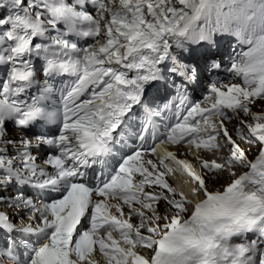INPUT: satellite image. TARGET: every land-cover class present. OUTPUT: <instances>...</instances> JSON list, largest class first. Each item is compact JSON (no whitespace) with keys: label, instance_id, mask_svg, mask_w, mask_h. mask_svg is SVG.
<instances>
[{"label":"snow or ice","instance_id":"6c2138e0","mask_svg":"<svg viewBox=\"0 0 264 264\" xmlns=\"http://www.w3.org/2000/svg\"><path fill=\"white\" fill-rule=\"evenodd\" d=\"M88 3L95 17L85 10ZM11 8L12 14L0 16V66H9L0 81V188L15 182L58 197L37 207L22 195L15 204L0 195V203L24 208L38 220L18 230L34 237L24 242L22 259L12 251L15 241L0 249V257L13 264H97L92 256L98 248L107 264H264V113L251 110L264 100V0H11ZM68 33L95 42L80 47ZM216 34L234 35L244 45L227 68L230 79L242 84L213 81L202 102L185 108L184 82L197 80L199 70L177 63L170 50L201 42L211 48ZM34 57L44 61L47 74L73 77L62 93L58 134L9 138L6 122L28 127L46 115L37 98H23L33 83ZM169 60L170 71L184 79L176 86L175 122L160 132L152 117L161 113L142 97L163 78L160 66ZM136 105L145 117L132 129ZM233 115L250 117L251 122L241 118L237 131L260 145L253 161L227 130L224 122ZM221 134L232 145L226 162L249 169L222 191L210 189L214 177L196 174L174 152L160 150L158 159L149 158L158 151L157 139L213 149ZM41 145L54 149L44 161L51 172L29 151ZM118 146L128 151L105 171ZM166 161L190 178L195 196L203 195L190 213L192 201L166 179L174 171ZM95 165L99 175L88 171ZM202 166L223 168L214 161ZM161 203L163 212L156 207ZM133 216L138 223L131 222ZM0 231H17L3 212Z\"/></svg>","mask_w":264,"mask_h":264},{"label":"bare ground","instance_id":"6f19581e","mask_svg":"<svg viewBox=\"0 0 264 264\" xmlns=\"http://www.w3.org/2000/svg\"><path fill=\"white\" fill-rule=\"evenodd\" d=\"M0 4H3V1L2 0H0ZM1 11H3V7H0V15H1ZM203 67V66H202ZM201 67V68H202ZM204 68V67H203ZM202 68V69H203ZM198 70H199V72H198V74L200 73V71H201V69H199L198 68ZM178 79V77H175L174 78V80H177ZM264 101V100H263ZM263 101H261V102H263ZM237 119V118H236ZM7 127V128H6ZM6 133H7V136L8 137H10V138H13L12 136H15V137H20V131H17V130H15V129H9L8 128V126H7V124H6ZM252 144V143H251ZM258 144V143H257ZM253 145V144H252ZM251 145V146H252ZM259 145V144H258ZM243 149L245 150V152L247 153V151H246V149L243 147ZM258 149V148H257ZM254 150V148H250L249 149V151L251 152V151H253ZM10 151H11V149H10ZM235 165H237V163H234ZM238 167H241V165H237ZM229 171V170H228ZM227 170H226V172L225 171H223V172H220V177L219 178H217V179H215V177H214V174L213 175H211L210 173H208V172H201V175H205V174H207V175H209V176H212V177H214V179L213 180H211V181H209V183H208V187L210 188V189H212V190H218L220 187L219 186H216V185H220L221 183H222V178H225V181H226V183H224L223 184V186L219 189L220 191H222L223 190V188L225 187V186H227L229 183H231V180H234V179H236V178H238V176L239 175H241V174H243V173H245V172H247V171H249V169L247 170V171H244V172H240V173H238V174H236V176H233V175H229L227 172H228ZM224 181V180H223ZM190 190L188 189V192H189ZM198 199H202L201 197H197V196H195V200L197 201ZM137 207H138V205H137ZM157 207V209H161V208H163L164 207V205L161 203L160 205H158V206H156ZM124 210H125V212L127 213V211H128V208H127V206H124ZM159 211V210H158ZM150 214V213H149ZM131 222H133V223H138L139 222V218L138 217H136V216H133L132 217V219H131ZM143 231V230H142Z\"/></svg>","mask_w":264,"mask_h":264},{"label":"rangeland","instance_id":"374dc122","mask_svg":"<svg viewBox=\"0 0 264 264\" xmlns=\"http://www.w3.org/2000/svg\"><path fill=\"white\" fill-rule=\"evenodd\" d=\"M106 2H107V0H106ZM232 36H234V35H231V34H216L215 35V37H214V41H216L217 40V38L218 37H224V38H231ZM105 41L102 39V41H100V43H104ZM186 51L187 50H185V51H181V48H176L175 49V53H177V54H179V56H181V55H183V57L184 58H186ZM209 52H207V51H205L202 55H201V58L203 59V58H206L207 57V59H209ZM186 63H188V62H186ZM190 65H193L192 63L190 64ZM208 68H209V66H208ZM263 101V100H262ZM260 103H261V108H259L258 107V109H260V111H263V109H264V101L263 102H261L260 101ZM254 139V138H253ZM246 142L251 146L252 144L251 143H249L247 140H246ZM248 147V151H249V149L250 148H255L253 151H251V152H253V154H254V152H256V150H257V148H260V145H258L257 143L256 144H253L252 145V147ZM250 152V151H249ZM250 152V153H251ZM215 158H218V157H215ZM238 165V164H237ZM238 167L237 166H235V167H231V168H229V171L227 172L229 175L231 174L232 175V173H235V175H233V176H236V174H238V172H240V171H245L246 169H248V168H246V167H243V166H241V169H239V170H236ZM243 168V169H242ZM220 172H223L222 170L221 171H219L216 175L214 174V177H215V179H217V178H219L220 177ZM224 180V181H223ZM232 181V180H231ZM224 183H226V181H225V178H222V183L220 184V185H216V186H219L220 188L223 186V184ZM219 188V189H220Z\"/></svg>","mask_w":264,"mask_h":264},{"label":"trees","instance_id":"16d2710c","mask_svg":"<svg viewBox=\"0 0 264 264\" xmlns=\"http://www.w3.org/2000/svg\"><path fill=\"white\" fill-rule=\"evenodd\" d=\"M225 10L227 11V8L225 7Z\"/></svg>","mask_w":264,"mask_h":264}]
</instances>
